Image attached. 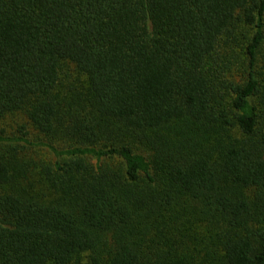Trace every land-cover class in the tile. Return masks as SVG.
<instances>
[{"label": "trees", "instance_id": "16d2710c", "mask_svg": "<svg viewBox=\"0 0 264 264\" xmlns=\"http://www.w3.org/2000/svg\"><path fill=\"white\" fill-rule=\"evenodd\" d=\"M0 264H264V0H0Z\"/></svg>", "mask_w": 264, "mask_h": 264}, {"label": "rangeland", "instance_id": "374dc122", "mask_svg": "<svg viewBox=\"0 0 264 264\" xmlns=\"http://www.w3.org/2000/svg\"><path fill=\"white\" fill-rule=\"evenodd\" d=\"M20 122L21 121H17V124L20 123ZM26 154H28L31 157L39 158V159H43V160H47V158H48V152L45 151V150H32V149H28V151H26Z\"/></svg>", "mask_w": 264, "mask_h": 264}]
</instances>
